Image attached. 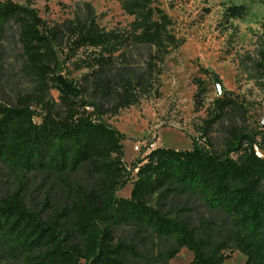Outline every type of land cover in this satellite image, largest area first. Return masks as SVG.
Wrapping results in <instances>:
<instances>
[{"label": "trees", "instance_id": "trees-1", "mask_svg": "<svg viewBox=\"0 0 264 264\" xmlns=\"http://www.w3.org/2000/svg\"><path fill=\"white\" fill-rule=\"evenodd\" d=\"M249 1L264 5V0ZM122 8L134 18L129 30L107 31L93 19L67 26L70 50L88 54L82 95L92 89L113 102L104 109L73 98L60 85V103L49 100L65 34L49 27L31 0L25 6L0 0V38L17 27L21 72L34 85L15 106L0 104V163L14 173L42 177L57 194L41 210L27 205L23 188L0 198L1 256L20 264H173L186 249L193 255L190 264H225L236 253L245 264H264V159L256 155L253 137L234 135L221 154L209 143L195 142L189 151L157 148L127 169L126 138L103 117L147 96L159 66L179 45L168 32L171 20L151 7V0H124ZM247 13L244 6L232 7L227 16L242 20ZM136 49L150 50L143 72L126 66ZM34 106L42 111L40 124ZM239 109L231 99L219 98L213 122ZM132 172L131 196L119 198ZM196 204L211 214L197 225L184 214L194 212ZM123 227L149 233L159 252L117 241Z\"/></svg>", "mask_w": 264, "mask_h": 264}, {"label": "rangeland", "instance_id": "rangeland-1", "mask_svg": "<svg viewBox=\"0 0 264 264\" xmlns=\"http://www.w3.org/2000/svg\"><path fill=\"white\" fill-rule=\"evenodd\" d=\"M25 6L28 0H4ZM124 0H31L32 8L49 27L62 29L64 38L57 48L60 67L49 81V100L59 104L56 90L62 78L73 87L83 90V79L88 54L70 50L67 26L77 21L93 19L101 29L129 30L134 18L122 8ZM244 6L247 16L242 20L229 19L227 11ZM151 7L163 11L171 20L168 29L179 47L172 50L159 66V75L152 91L134 106L121 110L116 116L107 115L103 121L126 138L123 141L124 163L129 171L144 159L134 147L138 143H154L157 148L189 151L193 143H209L214 153L221 154L234 135L253 137L255 153L264 157V5L249 0H151ZM150 55L148 49L133 50L126 63L133 70L143 72ZM23 53L18 42V29L12 26L0 38V104L15 106L19 98L33 92L34 85L22 72ZM123 65H117L121 68ZM213 75L225 88L223 97L234 101L241 109L229 112L220 122L215 117L216 95ZM55 79L57 82H53ZM90 89L81 98L104 109L113 102L105 100ZM203 93L201 101L198 93ZM222 97V98H223ZM35 122H42L41 109ZM92 112L91 107L87 108ZM207 131V135L204 133ZM234 159L239 156L232 154ZM87 182L85 175L80 176ZM136 172L128 177L127 186L117 193L119 198H130ZM24 189L26 203L31 208H43L47 198L55 197L56 189L40 176L14 173L0 163V198ZM190 208H192L190 206ZM194 212L184 213L194 224L208 220L211 214L200 204ZM169 211H172L168 209ZM174 211V210H173ZM174 217L175 214L173 213ZM116 239L134 241L143 249L157 254L159 242L149 233H138L132 227L117 230ZM193 255L186 249L172 261L190 264ZM0 264H20L0 254ZM225 264H245V257L236 253Z\"/></svg>", "mask_w": 264, "mask_h": 264}, {"label": "water", "instance_id": "water-1", "mask_svg": "<svg viewBox=\"0 0 264 264\" xmlns=\"http://www.w3.org/2000/svg\"><path fill=\"white\" fill-rule=\"evenodd\" d=\"M212 77H213V81H214V87H215L216 95L218 98H222L225 94V88L223 86V83L217 75H213ZM59 84H60L61 88L65 92L70 94L73 98L78 99L81 97L82 91L73 87L70 83H68L64 79L60 78Z\"/></svg>", "mask_w": 264, "mask_h": 264}, {"label": "built area", "instance_id": "built-area-1", "mask_svg": "<svg viewBox=\"0 0 264 264\" xmlns=\"http://www.w3.org/2000/svg\"><path fill=\"white\" fill-rule=\"evenodd\" d=\"M156 149L157 147L154 143H148V142L138 143L134 147L135 152H137L138 155H143L144 157L149 155L152 151ZM256 155L259 158L264 159V157L261 154L257 153Z\"/></svg>", "mask_w": 264, "mask_h": 264}]
</instances>
